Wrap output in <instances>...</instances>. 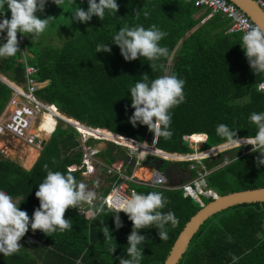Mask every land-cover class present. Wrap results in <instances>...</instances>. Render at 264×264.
<instances>
[{
	"label": "trees",
	"instance_id": "obj_1",
	"mask_svg": "<svg viewBox=\"0 0 264 264\" xmlns=\"http://www.w3.org/2000/svg\"><path fill=\"white\" fill-rule=\"evenodd\" d=\"M74 1L88 8V0ZM116 3L119 5L116 14L106 10L103 20L93 16L88 22H80L79 31L61 46L32 42L24 34L23 47L32 54L28 63L37 68L38 81L45 83L36 92L41 101L54 105L80 124L106 131L101 134L104 139H119L111 137L115 134L121 139L151 145L154 136L147 126L137 123L133 127L129 123L134 112L130 89L136 81L143 79L144 74L153 80L175 73L185 81V100L170 110L171 138L155 140L156 148L165 151L164 156L171 158L168 152H192L183 141L185 136L207 133L204 149L224 143L215 131L220 124L237 130L238 137L256 134L258 129L249 116L253 112H264V95L257 91L261 77L249 67L240 35L225 33L229 26L227 20L220 22V16L213 15L201 24L210 13L200 14L202 8L195 7L192 1L116 0ZM53 4L52 0H46V5ZM5 9L7 15L1 18L10 19L7 5ZM153 24L167 33L160 44L173 55L171 62L161 58L151 68L153 62L144 57L125 61L119 47L112 43L116 32L125 25L148 28ZM5 37L6 32L1 33L0 44L6 42ZM101 43L108 44L111 52H96ZM18 57L20 52L1 58L0 73L21 82L23 65L18 62ZM10 92L0 81V112ZM96 141L89 139L87 144L91 146ZM146 144L137 146L146 147ZM127 153L126 147L111 143L98 152L97 157L104 165L101 170L106 176L102 182L108 184L101 186L90 181L99 196H105L116 180V176L106 174V167L117 162H122L125 167ZM239 154L235 149L202 160L209 172L205 177L207 187L220 196L264 187V165L256 164L260 153L251 152L241 157ZM82 156L78 132L61 123L29 170L0 155V190L18 201L24 198L19 208L28 213L31 221L34 210L39 207L35 192L47 171L66 173L70 166H81ZM226 157L233 161L220 167ZM165 163L178 165L190 178L196 176L194 170L187 169L188 162L160 161L158 168L162 172L166 169ZM131 169L127 168L126 172L130 174ZM83 171L72 172L77 181H83ZM133 187L137 193L161 192L169 201L162 211H172L178 218L176 226L166 225V241L159 239L155 227L138 230V234L146 237L141 245V264H163L178 234L201 207L190 197H183L180 190H159L144 185ZM210 201L205 199L203 203ZM114 214L113 210L105 209L104 214L91 220L79 214L76 208H69L65 218L72 220V229L57 230L51 236L40 230L33 231L29 226L24 235L27 240H24L32 241L28 244L34 256L31 264H77L78 261L79 264H119L118 258H127V237L132 231V222L119 212L123 226L117 229ZM104 226L109 228L112 241L105 240L100 230ZM115 246L111 255L109 249ZM233 255L239 258L236 264H264V203L243 204L213 215L193 236L179 264H233Z\"/></svg>",
	"mask_w": 264,
	"mask_h": 264
},
{
	"label": "clouds",
	"instance_id": "obj_2",
	"mask_svg": "<svg viewBox=\"0 0 264 264\" xmlns=\"http://www.w3.org/2000/svg\"><path fill=\"white\" fill-rule=\"evenodd\" d=\"M52 2L59 7L63 0H52ZM45 4L46 0H0V17L7 15L5 5L11 13L10 19H0V33L6 31V42L0 44V58L12 57L20 52L18 33L39 36L46 30L50 21L55 18L37 17V12L43 13ZM118 9L116 0H98V2L88 0L87 11L78 7L72 17L81 23L90 21L93 16L103 20L106 10L116 14ZM144 15L147 17L148 13L145 12ZM166 36L167 33L155 24L148 28L143 25H125L113 36L112 43L119 47L125 61L144 57L153 62L150 65L152 68L161 58L169 62L173 59L169 49L160 44ZM241 43L249 67L255 74L264 72V28L248 27L241 37ZM96 52L110 53L111 48L108 44L101 43L97 45ZM184 85L185 81L178 78L175 73L165 74L153 80H149V76L144 74L143 79L136 81L130 89L131 107L134 112L129 118V123L133 127H136L137 123L146 125L154 137L170 139L173 134L170 130L172 120L170 110L184 102ZM249 120L258 129L254 136L238 138L237 130L230 129L225 124L218 125L215 131L217 136L225 141L224 147L239 149L242 145H250L253 152L260 153L256 159L257 166L264 165V112L251 113ZM197 137L201 141L206 140L207 133H199ZM131 142L133 143L134 140ZM44 167L47 168V165ZM82 169L85 170L84 167ZM35 196L39 200V207L34 210L30 221L28 213L19 208L24 198L18 201L0 190V254L9 256L17 253L22 247L19 241L28 232L29 226L33 231L40 230L46 236H51L57 230L64 232L72 229V220L65 218L69 208L78 209L82 204L89 205L86 216L91 220L105 213L104 203L96 204L97 192L89 190L88 185L77 181L71 169L66 173L48 170L46 177L38 185ZM168 202L167 198L157 191L147 194L132 191L127 196L116 194L111 197L109 205L115 212L113 215L115 227L119 229L123 226L119 212L125 213L132 222V231L127 237V258H118L119 264H141L143 258L141 245L145 243L146 237L138 234V230L155 227L160 240L168 239L166 225L171 223L172 226H176L179 223L174 212L162 211ZM100 223L103 224L104 221ZM100 230L105 240H113L107 226ZM115 248L116 246L109 249L111 255L115 252ZM238 259L233 255V264H236Z\"/></svg>",
	"mask_w": 264,
	"mask_h": 264
},
{
	"label": "built area",
	"instance_id": "obj_3",
	"mask_svg": "<svg viewBox=\"0 0 264 264\" xmlns=\"http://www.w3.org/2000/svg\"><path fill=\"white\" fill-rule=\"evenodd\" d=\"M185 1H192L196 7L208 10L210 12V15H219L226 18L230 23L227 29V32L230 34L239 33L242 37L244 31L248 27L255 26V24L243 12H241L235 5L227 0ZM254 1L264 12V1ZM0 19L3 18L0 17ZM241 21H246V23H241ZM17 37L19 41L20 58H22V60L19 59L20 61H18L24 64V82L20 85L10 81H4V78H2V75L0 74V81L3 82V84H5L12 92V97L9 99L4 112L0 116V139H13L18 142V145H21L26 149H31L36 153H40L47 139L55 132L60 122H64L78 132L80 148H90V146L87 145V141L90 137L95 139V136L89 132V130H92L90 127H87L75 120L62 116L56 109V107H54L52 104L41 101L36 96L37 90L41 87V83H39L37 80L38 71L36 67L26 63L28 52L23 47L25 37L20 33L17 34ZM259 74L261 80L257 84V90L264 94V72H261ZM44 115H50L54 122L53 124H50V130L48 132L46 130H40ZM79 126L83 128L84 131L80 130ZM194 136L196 135L185 136L183 138L184 143L187 144V147L192 150V152H168V154L172 155L171 158H166L162 154L165 151L156 148L155 141H153L152 145H147L148 148H153L154 152H146L144 154H141V152L138 149H135L133 145H120L115 143L118 146H124L127 148V164L125 167H122V162H117L106 167L107 174L116 176V180L113 182L109 192L105 196H98L96 203L99 205L101 202H103L105 205V209L112 210L109 205L111 197L116 194H119L121 196L130 195L132 191H136L133 187L136 185H144L148 188L159 190H180L183 197H190L200 206L204 205L203 201L199 198L200 196H203L206 199L215 198L217 193L214 190L207 188L205 185V177L209 172L205 170V167L202 164V160L205 158L215 157L221 152L232 150L236 147H224V142L218 146L200 150L203 147L205 140L196 142L193 139ZM144 144L145 143H143L142 145L144 146ZM128 146H130L131 149ZM5 147V145L2 146L0 148V151ZM240 149L241 155L253 152L250 145H242ZM134 151L138 152V154L136 153V155H134ZM97 153L98 152L94 150L90 153V155L94 156ZM83 157H85V160H83V163L80 167L70 166L67 168V170L71 169L73 172L84 167L85 170L81 174H89L93 172V165H88V155H85L83 152ZM22 159L24 158H18L19 165H22L20 164V161ZM151 159H157L172 163L188 162L189 164L187 169L191 171L194 170L196 176H194L193 178L188 177V179L184 181L180 186H173L171 182H169L166 172L160 171L153 164L147 167L149 170L146 172L148 175L147 178H139L134 175V172L132 173L133 169H142V164L145 161L149 160L150 162H152ZM129 167L132 168L130 174L126 172V168ZM77 210L79 214L88 219L86 213L89 210V205L82 204Z\"/></svg>",
	"mask_w": 264,
	"mask_h": 264
},
{
	"label": "rangeland",
	"instance_id": "obj_4",
	"mask_svg": "<svg viewBox=\"0 0 264 264\" xmlns=\"http://www.w3.org/2000/svg\"><path fill=\"white\" fill-rule=\"evenodd\" d=\"M78 7L87 11L86 6L84 4L78 2V1H74V3H73V1H63V3L61 5H59V7L56 4H53L51 6H48L45 4V9H44L43 13L37 12L36 13L37 17L44 19L47 16H52L55 19L50 21L49 26L39 36H32L31 34H27V33H25V35L28 36L32 42H41L44 44L49 43V45L61 46L65 41H67L72 36H74L80 29V25H79L80 22L76 21L72 17L75 10ZM5 77L10 79L7 75H5ZM11 80L15 81L13 79H11ZM60 123H64V122H60ZM79 128H80V126H79ZM80 130H81V128H80ZM90 133H92V132H90ZM93 135L95 136V139L91 138V137L90 138L93 140H98V141L93 143L90 146V148H86V147L82 148L84 154L88 155V157H87V161L89 163L88 165L89 166L93 165V167H94L93 172H91L89 174H81V176L83 177L82 182L85 183L86 185H88L89 190H93V185L90 183L91 180H94L95 182L99 183V185H101V186H107L108 185L107 183L102 182L106 178L105 174H103L102 170H101V168L104 166L103 163L101 162V160H99V158L96 155L91 156L90 153L94 150L97 152L101 151L102 149H104L107 146L108 143H111L113 145H116L114 142L121 143L120 139H117V138L104 139V138H102L101 134L100 135L99 134H93ZM111 137H113V136H111ZM196 138L197 137L193 138L194 141L200 142V140H197ZM111 141H114V142H111ZM17 143L18 142L13 140V139H6V138L0 139V144H1L0 148L4 145L6 146L5 148H3L0 151V155L5 159H9V160L17 163L16 159L18 161V158L22 157V153L25 149V147L18 145ZM138 146L136 148L141 152V154H144L147 152L146 147H140L139 148ZM128 147L131 149L130 146H128ZM135 149H133V150H135ZM203 149H204V147H202L200 150H203ZM13 151H15V152H13ZM136 153L138 154V152L134 151V155H136ZM15 154L17 156L16 158H15ZM82 158H83V160H85V157L82 156ZM83 160H82V163H83ZM151 161H152L151 163L154 166L155 165L158 166L161 160L151 159ZM164 167H166L165 171H166V175H167L168 179L170 180L171 184H174L175 186H177V185L180 186L183 183V181H186L189 177L187 172L181 170L178 165H173V164L167 165L165 163ZM135 171H137V170L133 169L132 173L133 172L135 173ZM147 171H149V170L146 167L145 173ZM97 196H99L98 192H97ZM199 198L203 202H205L206 198H204L203 196H200Z\"/></svg>",
	"mask_w": 264,
	"mask_h": 264
},
{
	"label": "water",
	"instance_id": "obj_5",
	"mask_svg": "<svg viewBox=\"0 0 264 264\" xmlns=\"http://www.w3.org/2000/svg\"><path fill=\"white\" fill-rule=\"evenodd\" d=\"M227 1L235 5L241 12H243L255 24V26L264 28V12L254 0ZM113 135L119 136L115 134ZM122 138L125 140L122 141L125 144L143 146L136 141L132 143L131 141L133 140L131 139ZM254 203H264V187L231 192L221 196L217 194L215 198H211V201L203 206H200L201 208L184 225L172 244L163 264H179L193 236L213 215L235 206Z\"/></svg>",
	"mask_w": 264,
	"mask_h": 264
},
{
	"label": "crops",
	"instance_id": "obj_6",
	"mask_svg": "<svg viewBox=\"0 0 264 264\" xmlns=\"http://www.w3.org/2000/svg\"><path fill=\"white\" fill-rule=\"evenodd\" d=\"M262 1H264V0H262ZM195 6V5H194ZM196 7V6H195ZM199 8V7H198ZM204 12H209L208 10H206V9H203L202 8V10H201V12H200V14H203ZM210 13V12H209ZM211 16H213V15H208L207 17H205V18H203L202 19V21H201V24L202 23H204L205 21H207L208 19H209V17H211ZM220 22H223V21H225V20H227L226 18H224V17H222V16H220ZM228 21V20H227ZM228 24H230L229 23V21H228ZM229 27V26H228ZM228 27L226 28V30H225V33L226 34H230V33H228L227 32V29H228ZM236 34H239V33H236ZM240 35V34H239ZM24 36V35H23ZM25 37V36H24ZM240 37H241V35H240ZM27 52H28V56L26 57V63L27 64H29L28 63V59H31L32 58V54L27 50ZM22 60V58H20V57H18V59L17 60ZM19 60V61H20ZM18 61V62H19ZM19 63H21L22 65H24L22 62H19ZM30 65V64H29ZM1 77L2 78H4L3 80L4 81H10V82H13V83H15V84H23V82H24V74H23V72H22V75H23V79H22V81L21 82H17V81H12L11 79H8V78H6L2 73H1ZM38 80V79H37ZM39 82V81H38ZM3 83V82H2ZM39 83H41V87L42 86H44V82H39ZM40 87V88H41ZM258 91V90H257ZM261 93V92H260ZM263 94V93H262ZM264 95V94H263ZM12 97V92H10V96H9V99ZM9 99H8V101H9ZM8 101L6 102V104H5V106H4V108L2 109V111L0 112V116H1V114L4 112V109H5V107H6V105H7V103H8ZM54 106V105H53ZM55 107V106H54ZM57 109V108H56ZM58 110V109H57ZM59 111V110H58ZM59 113L63 116L64 114H62L60 111H59ZM65 116V115H64ZM66 118H68L67 116H65ZM70 119H72V118H70ZM72 120H74V119H72ZM61 124V123H60ZM65 126L67 125V124H65V123H63ZM59 126V125H58ZM57 126V127H58ZM100 131H102V130H100ZM106 132V131H105ZM109 133V132H108ZM111 134V133H110ZM53 135V134H52ZM51 135V136H52ZM50 136V137H51ZM50 137L47 139V141L50 139ZM119 137V136H118ZM238 138H243V137H238ZM156 139H155V137H154V141H155ZM47 141H46V143H47ZM45 143V144H46ZM153 143V142H152ZM44 144V145H45ZM146 144V143H145ZM88 145V144H87ZM126 145H128V144H126ZM147 145V144H146ZM152 145V144H151ZM145 146V145H144ZM134 148H136L135 146H133ZM43 149V148H42ZM235 149H237V150H239V157H241V156H243V155H241V149L239 148H235ZM235 149H232V150H235ZM42 151V150H41ZM41 151H40V153H41ZM81 151H82V149H81ZM145 151V150H144ZM227 151H231V150H227ZM224 152H226V151H224ZM28 153H29V149H24V151H23V153H22V158H24V159H22L21 161H20V164H22L25 160H26V158H27V156H28ZM40 153H37L36 154V159H35V162L37 161V159H38V157H39V155H40ZM82 153H83V151H82ZM221 153H223V152H221ZM255 153H258V152H255ZM27 154V155H26ZM98 154V153H97ZM97 154H96V156H97ZM15 158H16V156H15ZM82 160H83V158H82ZM233 160H230V159H228L227 157L226 158H224V160H223V162H222V164L220 165V167H223V166H225V165H227V164H229V163H231ZM16 162L18 163V161H17V159H16ZM34 162V163H35ZM34 163H33V165H34ZM19 164V163H18ZM82 164V163H81ZM23 165V164H22ZM22 165H20L22 168H24V166H22ZM32 165V166H33ZM149 165H152V163L149 161V160H147V161H145L143 164H142V169H144V170H146V167H149ZM31 166V167H32ZM144 166V167H143ZM156 166V168H158V166L157 165H155ZM30 167V168H31ZM108 167V166H107ZM29 168V169H30ZM25 169V168H24ZM29 169H27L26 168V170H29ZM159 169V168H158ZM126 170H127V168H126ZM132 170V169H131ZM164 172V171H163ZM166 172V171H165ZM106 174H107V171H106ZM107 175H109V174H107ZM169 182H170V180H169ZM184 182V181H183ZM173 186H175L174 184H172ZM205 185H206V187H207V184H206V181H205ZM111 188V187H110ZM208 188V187H207ZM211 189V188H210ZM27 237H22L21 238V240L19 241V243L22 245V247H21V249L17 252V253H15V254H12V255H9V256H6V255H3V254H0V264H31V262H32V259L34 258V256H33V250L32 249H30L29 247H28V242H26V239ZM24 239H26V240H24Z\"/></svg>",
	"mask_w": 264,
	"mask_h": 264
},
{
	"label": "bare ground",
	"instance_id": "obj_7",
	"mask_svg": "<svg viewBox=\"0 0 264 264\" xmlns=\"http://www.w3.org/2000/svg\"><path fill=\"white\" fill-rule=\"evenodd\" d=\"M53 123H54L53 122V119L50 117V115H44L43 116V123H42V125L40 127V130H46L48 132L50 130V124H53ZM89 132H92L93 134H99V135L100 134H104V133L106 134L107 133L105 131H100V130H97V129H92L91 131L89 130ZM111 135L114 136L113 134H111ZM115 137H118V136H115ZM118 138L120 139L121 143H117V142H114V141H111V142H114V143L120 144V145H122V144L124 145L125 143L122 142V141H125V140L121 139L120 137H118ZM130 146H132V145H130ZM146 151L147 152H150V153H153L154 152L153 149L146 150ZM36 154L37 153L35 151L29 149L28 156H27L26 160L22 163L25 169L26 168L29 169L33 165V163L35 162V159H36ZM165 157L168 158L167 156H165ZM134 175L136 177H139V178H147L148 177V175H147V173H145V170L144 169H139V170L135 171Z\"/></svg>",
	"mask_w": 264,
	"mask_h": 264
},
{
	"label": "snow or ice",
	"instance_id": "obj_8",
	"mask_svg": "<svg viewBox=\"0 0 264 264\" xmlns=\"http://www.w3.org/2000/svg\"><path fill=\"white\" fill-rule=\"evenodd\" d=\"M196 139L199 140L200 138L197 137Z\"/></svg>",
	"mask_w": 264,
	"mask_h": 264
}]
</instances>
